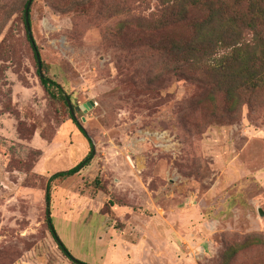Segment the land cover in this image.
Returning a JSON list of instances; mask_svg holds the SVG:
<instances>
[{
    "label": "rangeland",
    "instance_id": "374dc122",
    "mask_svg": "<svg viewBox=\"0 0 264 264\" xmlns=\"http://www.w3.org/2000/svg\"><path fill=\"white\" fill-rule=\"evenodd\" d=\"M27 2L0 0V264H73L47 227L46 186L90 147L63 102L40 85ZM117 4L143 15L158 5H30L43 72L73 109L93 102L74 116L95 152L76 175L51 182L53 227L88 264H219L235 243L264 240V106L211 120L203 85L165 71L157 44L116 36L124 17L113 14ZM235 261L264 264V249Z\"/></svg>",
    "mask_w": 264,
    "mask_h": 264
},
{
    "label": "trees",
    "instance_id": "16d2710c",
    "mask_svg": "<svg viewBox=\"0 0 264 264\" xmlns=\"http://www.w3.org/2000/svg\"><path fill=\"white\" fill-rule=\"evenodd\" d=\"M157 3L155 11L146 15L114 5L113 14L124 15L118 22L116 36H125L134 46L157 44L159 52L168 60L161 65L165 71L203 85V102L210 105L211 120H232L244 105L264 106V0H157ZM30 35L26 28L27 41L36 59L37 49ZM47 69L42 61L37 63L41 87L50 98L63 102L69 119L90 147L81 162L49 178L45 194L47 227L64 256L73 264H88L76 258L74 261L56 234L50 216V184L76 175L90 162L93 146L84 128L70 113L62 87L43 72ZM93 184L100 186L97 178ZM255 240L253 237L248 243L228 247L218 259L219 264H233L244 252L264 249V240Z\"/></svg>",
    "mask_w": 264,
    "mask_h": 264
},
{
    "label": "water",
    "instance_id": "95a60500",
    "mask_svg": "<svg viewBox=\"0 0 264 264\" xmlns=\"http://www.w3.org/2000/svg\"><path fill=\"white\" fill-rule=\"evenodd\" d=\"M31 2H32V0H28L26 8H25V13H24L25 24H26V28H27L28 31H30L29 8H30V5H31ZM30 37H31V35H30ZM36 60H37V63L40 64L41 58H40V55H39L38 52H36ZM39 71H40V69H39ZM66 100H67V104H68L70 113L75 118L74 109L72 107V104H71V102H70V100L68 98ZM92 106H93V102L89 101L87 104H83V105L78 106L75 110H81V111L85 112L86 110H88ZM92 146H93V153H94L95 152V145L92 143ZM259 213L262 215V211L261 210H259ZM73 260L76 261L75 258H73Z\"/></svg>",
    "mask_w": 264,
    "mask_h": 264
}]
</instances>
